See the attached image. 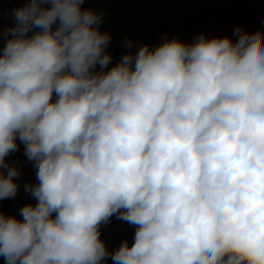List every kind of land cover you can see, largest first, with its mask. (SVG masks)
I'll return each mask as SVG.
<instances>
[{"label": "clouds", "instance_id": "1", "mask_svg": "<svg viewBox=\"0 0 264 264\" xmlns=\"http://www.w3.org/2000/svg\"><path fill=\"white\" fill-rule=\"evenodd\" d=\"M85 0H28L0 50L5 264H264V27L127 51ZM135 48V51L132 49ZM135 226L110 251L102 225Z\"/></svg>", "mask_w": 264, "mask_h": 264}, {"label": "rangeland", "instance_id": "2", "mask_svg": "<svg viewBox=\"0 0 264 264\" xmlns=\"http://www.w3.org/2000/svg\"><path fill=\"white\" fill-rule=\"evenodd\" d=\"M27 3L28 0H0V33L15 26L13 11ZM82 7L104 13L101 31L109 32L112 37L107 49L112 53L109 67L118 63L127 51L124 41L128 38L137 46L155 45L165 34L185 42L193 41L199 33L209 37L228 35L235 40L232 34L237 26L248 32L264 27V0H85ZM7 38L0 35V50ZM18 145V151L6 157L21 170L17 178L18 193L14 198L0 200V211L20 218L19 209L23 205L36 203L24 185L37 181L33 162L25 157L24 145L19 141ZM134 233L135 226L114 215L108 224L102 225L101 238L114 251L124 239L131 244ZM0 264H5L3 256ZM105 264H112L110 257Z\"/></svg>", "mask_w": 264, "mask_h": 264}]
</instances>
